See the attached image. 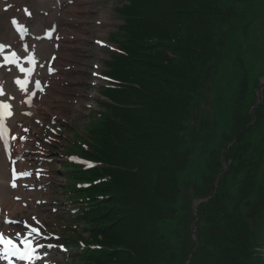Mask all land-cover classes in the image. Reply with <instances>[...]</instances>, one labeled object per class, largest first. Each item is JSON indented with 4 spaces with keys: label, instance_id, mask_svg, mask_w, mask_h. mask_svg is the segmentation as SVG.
I'll return each instance as SVG.
<instances>
[{
    "label": "trees",
    "instance_id": "16d2710c",
    "mask_svg": "<svg viewBox=\"0 0 264 264\" xmlns=\"http://www.w3.org/2000/svg\"><path fill=\"white\" fill-rule=\"evenodd\" d=\"M217 1L218 0H196L195 6L187 9L182 16L181 23L183 28H178L175 31L173 30L174 33H177L180 30L182 31L180 34L181 37H175L173 39V41L176 42V45L174 43L176 49L182 48L177 53L174 61L171 62V60L167 59V63L159 65L157 71L161 75L156 72H151L141 77V80L147 83L146 89L153 87L162 109H167L173 105H177L178 109L176 115L174 112L170 115H166L164 112L159 113L158 109L156 113H153V115L150 116V113H145L144 110H141L138 112V115L139 117L142 116V118L128 119L134 128L141 130L145 128L150 139L154 134L158 135V137L154 138L153 141L151 140L149 144H146L144 141L136 140L137 144L133 145L132 143L130 144L126 142V147H120L119 150V152L122 153L131 150L133 153L137 154L142 151L143 146L147 148L146 152L149 153L148 156L150 161L145 164L140 173L141 181L139 183L135 182L132 188H134L133 192L136 198L145 197L155 192L157 198L154 208L146 214L147 218H150V216L153 215L152 221H155L154 219L157 218L156 225L158 228L156 230L147 233V226H144L135 215L127 214L122 219L123 225L121 232L119 234H112L111 236V239L119 244L128 245L133 248L129 249L133 250L135 256H140L141 254L140 257L142 258L138 260L136 259L134 262L135 257L130 254L129 250L120 252V255L127 258L131 264H159V262L161 260L164 261V259L170 261L169 264H176L178 255L183 253L182 250L185 249L186 251L192 246L190 240L186 242L184 239V237H189L190 235L188 232V222L192 212L191 209L187 212L185 209L180 208L173 210L169 214V211L171 210V201L174 199L172 196L173 192L171 191L172 187L167 190L160 186L163 182H166L167 186L171 182L170 186H172V181L179 176L180 173L186 175L187 172L190 171L193 157L198 151L197 143L202 135L201 128H203V124H196L195 127H197V130L194 131L195 128H193L192 132L188 133V135L185 132L188 116L184 119H182V117L184 116L186 108H192L193 99L197 93L199 94V91L202 90L203 84H208L206 81L209 82V70L200 67L202 72H199L198 74L192 73L191 75H189V73H197L194 61L199 57L207 55L209 52V50L208 52L203 50L202 46L196 43V38L202 37L199 29L205 27L207 24L204 22V19L214 12L213 7ZM240 1L241 3H239L238 6L241 7L245 1ZM259 1L264 2V0ZM233 8H220L219 13L222 14V16H230V14L233 13ZM260 8L262 7L260 6ZM159 10L162 11L161 13L166 18L171 21L174 20V15L172 16V12L168 9L167 1H165L164 6ZM235 14L236 12L233 13V15ZM247 26L245 27L246 34L249 32H247ZM219 27L213 28L215 36V30L219 29ZM212 48L216 50L214 46H212ZM174 51L175 50L172 49L173 53ZM203 64L206 63H200L201 66ZM165 77L169 78L166 79ZM200 86L201 88H199ZM180 89H182V92H180ZM241 90L242 93L240 96L238 95L237 98H233V100L237 102V106L236 109L232 108L230 115L228 114L227 103L221 102H218L220 103L221 111L216 108L218 119L212 115L213 109L210 112V115L212 116L211 120L209 119V122H207V125L213 127L212 132L214 139L212 138L210 140V143H212L209 144L211 148L213 145L216 146L208 153L204 160L205 163L202 171L200 172L201 179L204 180V189H206V193L213 190L212 183L214 175L222 170L220 150L218 149V146H223L226 141L232 138L236 131L245 127L249 121V114L241 108V100L245 101L246 99V95H244V85L241 86ZM217 91L218 97L219 95L222 96L223 94H228V92L223 91L224 93H222L218 89ZM204 96H206L205 93ZM234 112L236 115L234 116L233 121L230 120L229 125L231 124L232 127H229L227 125L229 122L228 117L232 116ZM263 112L264 111H258L257 113L259 114ZM178 115L181 116L180 122ZM154 116L160 117L158 118ZM236 137L234 144L229 148V155L232 161L229 168L225 170V173L218 178L219 186L215 193V198L208 202L207 200L206 202L203 201V204L199 206V216L201 220L199 223V229L201 228V230H203V227H201L202 224H204V222L207 224L208 222L207 219L202 217L204 210H209L211 217H214L215 213L217 216L222 208H226L225 211L227 213V204L229 202L234 203L233 197L238 195H240L237 199L239 203L245 204V206H250L251 204L247 202L245 203L244 198L252 190L251 185L253 184V178L257 172L255 166L260 152H249V147H253L257 143L251 142V140H245L244 133H241ZM123 138L124 137H121L119 139L121 140ZM249 143L251 144L250 146L247 145ZM223 155L226 157L225 153ZM158 161L167 163V169L160 174L158 173L159 175H153L154 167L156 166L155 163ZM260 195L261 194L257 192L256 198L258 199V202ZM252 206V213L249 214L250 211L241 212L240 214L237 213V215H232L231 220L228 218V215H222L226 218H224V223L219 230L211 231V228L203 230L207 234H212L217 240L224 242L223 248L226 251L223 252V254L225 256L218 254L215 255L216 261L220 260L219 262L222 264H241V261L246 254L245 252L248 250V248L246 250L248 244L247 241H245L247 232L242 225L243 223L247 224L250 217L253 219L258 213L256 210H259V207L255 204ZM234 210L237 211V207H235ZM231 228H233L232 231L230 230ZM206 238H208V235L205 236V239ZM179 240H181L180 243H178Z\"/></svg>",
    "mask_w": 264,
    "mask_h": 264
},
{
    "label": "rangeland",
    "instance_id": "374dc122",
    "mask_svg": "<svg viewBox=\"0 0 264 264\" xmlns=\"http://www.w3.org/2000/svg\"><path fill=\"white\" fill-rule=\"evenodd\" d=\"M245 3L243 5L238 6L239 3H241L240 0H218L216 4L214 5V12L209 14L205 19L204 22L207 24L205 27L199 29V31L202 34V37L196 38V43L200 44L202 46L203 50H206L208 52L207 55H204L202 57L197 58L196 61H194V65L197 69L196 72H191L189 75L198 74L199 72H202L200 67L204 68L205 70H209V77H208V84H203V92L205 95L209 96L208 104L211 103V106L213 111L212 115L215 116L218 119V115H216L217 110L216 108L221 111L220 103H227L226 106L228 108V114L230 115V112L232 108L236 109L237 102L233 100V98H237L238 95L242 93L241 86L244 85V95H246L245 101H242L241 108L243 110H247V106H249V110L251 113H254L253 121L250 124V121L246 124V128L243 129L242 133H244L245 140H251V142L257 143L253 147H249L250 151L252 153L260 152L259 157L257 158V164H256V176L253 178V186L255 187L252 192L249 193L248 198L251 196H257V192L261 193V186L264 184V112L263 113H257L258 111H264V96L262 99V103L258 105L256 108L255 104H257L256 98H257V90L256 87L259 82V78L264 75V64L260 68L258 73L253 76L251 75L250 68H253L260 59L264 56V45L261 47L260 50H255L256 52L251 53V50H249L248 44L246 40L250 39L251 34L250 30L252 28V24L254 21H256L259 12L261 11V8H259L261 5L264 4V2H260L259 0H244ZM259 6V7H257ZM233 8V13L236 12L235 15L233 13L230 14V16H222L220 14V8ZM262 7V6H261ZM248 25V26H247ZM256 25V23H255ZM221 28V31L223 33V36L220 35L219 39L218 36L215 37V34L213 33V28L219 27ZM247 26V34L248 36L244 37L246 34L245 27ZM251 27V28H250ZM213 45H216L217 49L219 50V55H217V52L214 48H212ZM243 58L246 61V64L242 65ZM205 62L206 64H203L202 66L200 63ZM233 64V65H232ZM243 66V67H242ZM235 67V69H233ZM237 72V73H236ZM236 73V74H235ZM232 77L234 79L233 83L229 86L228 94L222 95L218 97L217 95V89L220 90V86L222 83V78L225 79V77ZM201 88V86L199 87ZM226 91L227 89H223ZM180 92H182V89H180ZM201 92V91H200ZM237 92V94H236ZM202 93V92H201ZM202 93V94H204ZM249 95V96H248ZM198 96L194 97V99ZM193 99V100H194ZM240 105V104H239ZM254 105L252 108L250 106ZM215 107V108H214ZM258 114L257 118L255 119L256 115ZM211 115V116H212ZM235 112L232 116L228 117V123L227 125L229 127H232L230 123V120H234ZM200 119H198V122ZM250 124V125H249ZM250 146L251 144H247ZM222 146H218V149L220 150V161L223 165H225L226 162H228L229 156H226L222 154ZM55 174L53 175V180L55 183V196L61 199V191H60V179H59V171L54 169ZM196 186L193 182L188 185V189ZM193 195H195L196 191L192 190ZM240 195L234 196L233 202H229L227 204L228 211L226 213L225 208H222L219 213L216 216V213L214 217L210 216L209 210H204L202 213V217L207 219L208 221L212 219H220L221 221H224L223 216L228 215V218L231 220L232 215L234 212V204H236L237 199ZM242 204V203H241ZM244 205V204H242ZM221 213V215H220ZM211 223V222H210Z\"/></svg>",
    "mask_w": 264,
    "mask_h": 264
},
{
    "label": "bare ground",
    "instance_id": "6f19581e",
    "mask_svg": "<svg viewBox=\"0 0 264 264\" xmlns=\"http://www.w3.org/2000/svg\"><path fill=\"white\" fill-rule=\"evenodd\" d=\"M20 2H27L29 3L28 5L32 8V6H36V2L32 3V0H19ZM44 0L39 1L38 6L36 8H34L35 10H37L38 8H40L43 4ZM32 3V6H31ZM9 13V12H8ZM4 12H0V36L5 38V39H11L12 35L10 33V31L8 30L7 26L4 24L3 22V18L5 16ZM39 14H37L36 18L33 20V22L38 18ZM102 16L105 17V13H102ZM256 25L254 27V29L251 32V37L250 40L247 42V44L250 46V48L252 50H255L257 48H259L263 43V39H264V5L262 7V10L260 11L257 19H256ZM32 22V23H33ZM63 23V22H61ZM215 33H217V36L222 35L223 33L221 31V28L219 27V29L215 30ZM264 64V57L260 59V61L258 62L257 66L258 68L261 67V65ZM206 78V76H205ZM204 80V78H203ZM222 83L220 86V91L223 93V89H228V87L233 83V79L232 77H228L227 76L221 79ZM205 81V80H204ZM206 83H208V81H206ZM48 93V94H47ZM47 94V95H46ZM60 96L61 95H55L52 94V87H50V91H48L45 93V96L42 97V100L46 103V106H42V104L40 102L36 103L35 108H33V111L35 114H40V115H45L49 109L51 107H53V100H58L60 101ZM208 99V96H205ZM206 99L204 97H200L198 101H196V108H197V113L199 115L204 114L205 113V123L202 125V127L205 130V134L204 136H202L200 139V144L198 146V151L196 152V154L193 157V163L191 165L190 168V172L192 173H197L202 165V160L204 159V156L207 152L206 148L208 147V144L210 142V140L212 139V135L213 132L211 133L213 127L210 125H207V122H209V118H210V112L211 110L209 109V107L206 105ZM75 109L77 110V112H79V105L75 106ZM24 119H26L27 121L30 120V118H25L22 117ZM34 127L36 128L37 125L33 124ZM194 131L197 130V127L194 126ZM192 132V131H190ZM7 178H8V171H7V165L4 162V158L2 155V152L0 151V199L4 205V207L8 208L10 210V212L12 214H17V212H22L24 210V208L22 206H20V201H14L11 196H10V192L12 190H10L6 183H7ZM27 211H29V206L25 209Z\"/></svg>",
    "mask_w": 264,
    "mask_h": 264
},
{
    "label": "snow or ice",
    "instance_id": "6c2138e0",
    "mask_svg": "<svg viewBox=\"0 0 264 264\" xmlns=\"http://www.w3.org/2000/svg\"><path fill=\"white\" fill-rule=\"evenodd\" d=\"M25 12H27L26 9H25ZM12 23L16 24V21L13 20ZM20 30L22 31L23 29L20 28ZM98 43L100 42L98 41ZM0 47H3V46L0 45ZM29 59L31 60V57H29ZM49 70L51 71V69ZM21 71H24V69H21ZM16 84L19 85L20 88L22 89L24 88L23 81L18 79L16 80ZM36 87L40 88L39 81L36 82ZM2 93H3V90L0 89V94ZM10 107L11 106L8 103H0V140L4 141L6 150H7L8 128L4 124V118L6 116L10 117L12 115V112L10 111ZM24 131L27 132L28 129L25 128ZM10 138L16 139L15 136H11ZM20 139L23 140L25 139V137L21 136ZM70 159H75V157H70ZM88 166H91V165H88ZM28 175H31V173L26 172V171L17 173L15 168H13L12 169V177H13L12 187L16 186L15 180L17 179L18 176H28ZM32 219L37 224L39 223L38 221H36L35 217H33ZM5 223H19V222L6 219ZM24 227L26 229L25 238L20 240V243L23 245L22 248L19 247L17 243H15L12 239L6 238L3 234H0V258L7 259L9 257H16L22 261H30L32 259H39V257L36 254V249L39 247H42V245L39 243H34L33 239H31L30 237L34 235L35 238L38 240L41 236H43V233L40 231L38 227H33L31 225H28L26 221L24 222ZM17 235L19 236L20 233H17ZM44 238H47V237H44ZM49 247H51V245H49Z\"/></svg>",
    "mask_w": 264,
    "mask_h": 264
}]
</instances>
